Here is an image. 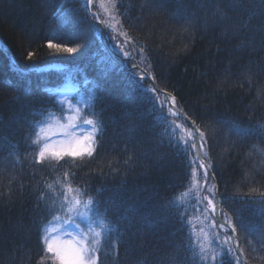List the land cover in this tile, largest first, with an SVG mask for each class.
Listing matches in <instances>:
<instances>
[{"label": "snow or ice", "instance_id": "snow-or-ice-1", "mask_svg": "<svg viewBox=\"0 0 264 264\" xmlns=\"http://www.w3.org/2000/svg\"><path fill=\"white\" fill-rule=\"evenodd\" d=\"M56 13L60 14V24L56 31L44 37L52 55L75 54L81 63L89 64L95 45L89 29L95 28L99 35L104 28L108 45L116 56L112 62L115 73L112 89H119L126 98L139 93L144 102H150L153 110L169 120L165 131L171 135L166 142L162 137L156 139L151 135L153 129L144 123V113L138 109L126 110L119 118L105 116V109L97 104L99 93L108 92L107 78L95 86L87 99L73 102L67 90H56L57 99L53 101L36 90L39 85L33 87L28 82L23 68L16 67L18 79L0 72V91L13 93L5 103L17 106L9 121L0 117V152L8 149V156L0 157V171H7L19 162L20 141L9 143V139L15 133H22L24 146L30 149L23 156L33 169L38 166L42 173L46 168L60 172L54 183L43 179L38 182L44 188L33 207V211L42 213L33 220L39 250L36 264H102L105 242L111 245L114 264H248L249 255L264 261L261 255L264 253V183L255 176L249 179V173L245 172L247 190L233 186L229 193L230 181L223 179L219 164H214L210 155V141L216 140L218 132H223V139L235 147L254 135L264 138V123L254 125L252 116L248 117L247 125L217 116L214 106L219 103L216 96L222 89L206 90L204 99L208 104L201 112L189 115L183 111L179 107L181 100L161 88L157 75L150 71L151 61L159 59L157 54L143 42L137 43L124 28L127 24L133 30L162 29L163 33L174 34L218 31L225 47L220 49L215 45L217 51L231 56L225 75L235 76L236 86L243 88L247 84L251 90L254 82L264 75V0H138V3L99 0V6L97 0H65L59 4L57 0H40L39 15L32 24L39 27L41 21ZM54 39L61 43H53ZM34 55L28 51L25 59L31 61ZM234 66L239 69L236 73L232 72ZM88 82L85 76V83ZM224 83L218 81L219 85ZM94 97L97 104L93 103ZM51 108H56L60 116L50 111ZM210 118L215 119L219 129L208 123ZM177 120L185 123L177 124ZM122 123L126 136L119 131ZM165 146L169 150L160 151ZM251 148L246 159L252 160L254 154L264 156V148L257 145ZM115 151L127 156L124 171L112 166L115 161L109 153ZM98 161L107 162L98 164ZM94 164L96 168L92 167ZM166 167H177L181 172L166 178L165 184L146 183L139 188L127 198L130 204L121 215L123 199L118 198L117 190L108 187L107 181L119 178L123 185L129 175H136L137 168L143 169L138 175L148 178L156 172L162 173ZM80 172L85 180L98 178L99 185L91 181L77 183ZM218 172H221L219 179ZM253 172L264 177L255 164ZM181 186L187 189L184 195L160 203L163 192ZM19 187L24 188L23 182H19ZM12 191L10 180L6 195L10 197ZM189 192L195 202L191 207L184 203ZM225 205L231 210H226ZM256 205L258 218L253 219L249 209ZM101 210L104 218L99 215ZM197 224L200 226L196 227ZM185 230L186 239L177 243L176 238ZM241 234L249 255H245Z\"/></svg>", "mask_w": 264, "mask_h": 264}, {"label": "trees", "instance_id": "trees-1", "mask_svg": "<svg viewBox=\"0 0 264 264\" xmlns=\"http://www.w3.org/2000/svg\"><path fill=\"white\" fill-rule=\"evenodd\" d=\"M64 2L65 0H57L58 4ZM39 3L40 0H0V72L8 78L18 79L20 77L16 67L23 68L27 73L28 82L33 87L39 85L36 90L41 95L50 97L53 101L57 99L56 90H67L69 98L73 102L77 101L79 96L87 99L88 94L95 86L107 78L109 81L106 85L108 92H100L98 104L95 97L93 103L97 104L98 108L105 109V116L114 115L116 118H119L126 110L138 109L144 113L145 125L153 129L151 135L156 139L162 137L166 142L171 135L170 132L165 131L169 125V120L164 119L160 111L153 110L152 104L144 102L139 93L131 94L126 98L119 89H112L111 81L115 76L112 70V62L116 56L114 50L108 45L104 29L101 28L99 35L96 34L95 28L89 29V34L95 41L89 64L81 63L75 54L52 55V50L45 45L44 37L57 30L60 24V14L49 15L46 20L41 21L39 27L33 25L32 20L39 15ZM133 3H138V0H133ZM97 6H99V0H97ZM132 14L136 15L135 12ZM124 28L128 29L129 34L136 39L137 43L143 42L157 54L159 59L154 58L151 61L150 71L157 75V81L161 88L167 89L169 93L175 94L181 100L179 107L183 111L189 115L194 112H201L203 107L208 104V100L204 99L206 90L207 92H214L217 89H222L216 96L219 103L214 106L217 116L234 119L244 125L248 124V117L252 116L254 125L258 126L259 123H264V75H261L254 82L251 90L247 84L243 88L236 86L238 81L235 76L228 77L225 75L227 61L231 59V56L224 51H217L215 47V45H218L220 49L225 47L218 31H210L207 34L204 31L184 34L181 31L180 34H174L163 33L162 29L155 32L151 28L133 30L128 28L127 24L124 25ZM147 37H151V39ZM53 43H61V41L54 39ZM233 43L236 44L239 41ZM69 46L74 45L69 44ZM228 47L230 48L231 45ZM28 51L35 54L31 61L25 59ZM238 70V67H232L233 73ZM85 76H87L88 83H85ZM220 80L225 81V83L219 85L218 81ZM44 88H50L52 91L45 93ZM258 91L260 93L259 98L257 97ZM12 94L10 91H0V117L5 121L10 120L17 107L5 103ZM50 111L56 116H60V112L56 108H51ZM192 118L197 119L195 115ZM199 122L197 120V123ZM176 123L185 122L177 120ZM208 123L218 129L220 127L215 125L214 118H210ZM111 131L110 128L109 132ZM119 131L122 135H127L123 129V123ZM223 135V132H218L216 140L210 141L212 144L210 155L213 163L219 164L223 179L230 181L229 193H231L233 186L241 191L247 190L245 172L249 173V179L255 176L256 180L264 183V177L253 172V164L259 167L261 172H264V167H261L264 156L254 154L252 160L246 159L247 154L252 151L251 145L264 148V138L260 135H254L243 142H238V145L234 147L223 139ZM21 137L22 133H15L9 139V143L20 141L19 162L7 171H0V194H5L0 196V264H36L39 259V250L36 247L37 236L33 227V220L42 213L33 211V207L36 203V197L44 188V184L38 182L43 179L49 183H54L56 177L60 175V172L48 168L43 173L38 166L33 169L28 160L24 159L23 153L26 150L30 151V149L25 148ZM231 139L236 140L235 137ZM168 150L166 146L160 149L162 152ZM109 155L115 161L112 166H119L121 171H124L126 154L115 151ZM7 156L8 149L5 148L4 151L0 152V157ZM9 158L11 159V157ZM106 162L98 161L97 163L104 164ZM92 167L96 168L97 165L94 164ZM104 171L107 172L108 169L105 168ZM142 171L143 169L137 168L136 175H129L123 185H121L119 178L107 181L108 187L117 190L118 198L123 199V206L120 209L121 215L124 214L125 209L130 204L127 198L135 191L146 183L159 182L165 184L166 178L179 174L181 169L166 167L162 173L156 172L148 178L138 175ZM220 176L221 172H218V179ZM10 180L13 184V191L12 195L8 197L6 194ZM89 181L96 185L100 183L96 177H89L88 180H85L83 172L77 174V183ZM19 182H23V189L19 187ZM185 192L187 189L183 186L174 191H165L162 193L163 200L160 203L174 201L184 195ZM50 195L52 194L50 193ZM192 195L189 192L188 195L184 196V203L189 207L195 203ZM233 206L239 207V204ZM225 209L231 210L228 205H225ZM258 211V205L252 206L249 209V214L253 219H257ZM109 214L111 215V213ZM99 215L104 218L103 210L100 211ZM192 215L195 216L198 213H192ZM112 219L114 220L115 217L113 216ZM105 222L111 223L109 220ZM193 222L195 223V221ZM199 226L196 225V227ZM177 227L179 226L177 225ZM186 236L187 230L176 238V242L181 243L186 239ZM241 240L242 246L245 247V255H249L248 246L243 244V234H241ZM119 251L121 258H123L124 248L121 247ZM168 251L170 252L171 249ZM261 255L264 256V253ZM101 261L102 264H114L111 245L108 242L102 245ZM248 264H264V261L253 259L249 255Z\"/></svg>", "mask_w": 264, "mask_h": 264}, {"label": "rangeland", "instance_id": "rangeland-1", "mask_svg": "<svg viewBox=\"0 0 264 264\" xmlns=\"http://www.w3.org/2000/svg\"><path fill=\"white\" fill-rule=\"evenodd\" d=\"M81 98H83V97L79 96V97H78V100L81 99ZM70 99H71V98H70ZM74 102H75V101H74Z\"/></svg>", "mask_w": 264, "mask_h": 264}]
</instances>
